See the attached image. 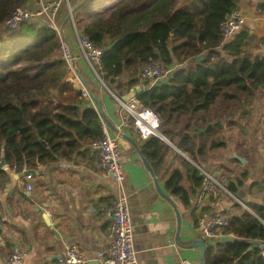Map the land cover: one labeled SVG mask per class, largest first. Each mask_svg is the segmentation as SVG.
<instances>
[{"label": "trees", "instance_id": "16d2710c", "mask_svg": "<svg viewBox=\"0 0 264 264\" xmlns=\"http://www.w3.org/2000/svg\"><path fill=\"white\" fill-rule=\"evenodd\" d=\"M29 1L0 0V162L5 152L6 166L22 172L70 159L105 135L93 101L69 79L58 32L37 25H25L18 33L1 31L10 13ZM182 1L101 0L78 28L105 48L102 78L121 98L140 85L147 65L182 67L138 100L161 116V134L198 162L208 150L225 146L226 117L236 115L264 88V58L245 57L248 31L230 40L222 34V23L239 10L241 0ZM206 52L209 56L197 63ZM145 141L153 159L167 148L158 137ZM4 175L0 167V177ZM247 177L245 172L237 185L231 182L226 188L238 193ZM183 180L176 171L167 187L188 206ZM194 181L202 189L205 176L196 173ZM247 206L253 214L244 210L229 216L224 232L247 243L211 240L204 264H264V251L253 246L264 242V204Z\"/></svg>", "mask_w": 264, "mask_h": 264}, {"label": "crops", "instance_id": "0c3cea01", "mask_svg": "<svg viewBox=\"0 0 264 264\" xmlns=\"http://www.w3.org/2000/svg\"><path fill=\"white\" fill-rule=\"evenodd\" d=\"M50 1L30 0L27 7L38 9L41 4ZM83 1L64 2L55 18L74 55L75 63L71 62L73 69L79 71L92 90L94 88L98 92L110 122L135 140L167 196V199L163 198L158 192L136 147L108 128V133L118 139L123 153L126 193L140 264H181L183 260L200 264L201 249L190 246L199 240L205 241L206 248L212 243L202 235L199 227L201 219L210 220L218 213L232 217L244 210L253 214L247 206L249 203L264 204V142L261 140L264 132V88L236 115L226 117L223 148L208 150L195 162L164 136L160 140L167 148L159 159H153V151L145 148L146 141L132 129L122 128L121 107L111 90L95 78L83 57L70 22V9L80 25L101 0H89L79 7ZM239 11L245 16L244 30L249 33L245 57L264 58V0H241ZM46 21V18L40 19L39 27L45 26ZM177 68L182 69L181 66ZM76 77V73L71 71L69 79L77 90L82 91ZM166 80L162 79L156 85H142V82L140 85L146 90L161 86ZM2 169L6 175L0 177V264H7L15 250L25 253L23 264H60L72 246L81 248L87 254V264H100L99 255H108L110 219L107 212L120 190L114 176L101 170L97 150L86 146L70 159H59L23 172L11 170L8 166ZM202 170L209 173L218 186L201 201L202 189L196 186L194 180L196 173L199 177L204 176ZM27 171H34L35 174L23 176ZM176 171L184 175L183 186L190 197L188 206L167 187V181ZM245 172L248 177L244 184L249 180L252 184L247 197L238 199L237 194L244 185L234 195L226 187L231 182L237 185ZM28 186L33 189L31 193L27 192ZM175 208L182 218L179 238Z\"/></svg>", "mask_w": 264, "mask_h": 264}, {"label": "built area", "instance_id": "2783aa9c", "mask_svg": "<svg viewBox=\"0 0 264 264\" xmlns=\"http://www.w3.org/2000/svg\"><path fill=\"white\" fill-rule=\"evenodd\" d=\"M64 2L68 0H52L43 3L38 9L29 7H21L13 10L5 21L7 31L18 33L25 25H38L40 19L46 18L45 26L56 30L62 40V54L69 63L70 70L73 69L70 50L65 43L63 31L57 26L55 18ZM71 25L77 37V43L82 51L83 57L87 63L89 70L95 78L105 87H108L101 72L103 71L102 58L105 53L104 47H97L78 28V22L73 18L72 9H70ZM246 20L244 14L236 10L221 25L222 34L226 40H230L238 33L244 30ZM178 64L174 68H166L158 63H151L144 67L142 80L145 83L156 85L160 80L167 78L173 71L177 69ZM77 75V73H76ZM82 87L83 93L91 100L88 91L78 78L76 79ZM115 98L117 104L123 112L122 128H129L142 140H149L153 137L163 139L164 136L160 132L162 125L161 116L154 110L146 109L142 106L138 99H132L124 102L121 97L110 91ZM94 103V102H93ZM108 127L104 124V138L96 143L93 148L100 153V168L103 172L112 174L115 182L118 184L120 194L114 201L107 212L110 219L109 239L110 249L108 255H99L100 264H140L139 252L135 245L134 222L131 213L129 197L126 193L127 174L123 162V153L118 144V139L112 137L108 131ZM264 142V132L261 136ZM205 176V183L201 190L200 200L202 201L207 194L212 193L218 186V182L207 172L202 170ZM33 191L31 186L27 187V192ZM230 194V193H229ZM230 218L225 213H218L214 218L207 220L201 219L199 227L202 235L209 240H220L225 235V229L229 226ZM25 253L15 250L9 257L7 264H23ZM89 257L79 247H69L60 264H87ZM181 264H194L190 260H183Z\"/></svg>", "mask_w": 264, "mask_h": 264}, {"label": "water", "instance_id": "95a60500", "mask_svg": "<svg viewBox=\"0 0 264 264\" xmlns=\"http://www.w3.org/2000/svg\"><path fill=\"white\" fill-rule=\"evenodd\" d=\"M87 2H89V0H84L81 5L83 6L84 4H86ZM229 18V17H228ZM1 31L2 32H5L7 31V26L6 24L4 23L2 28H1ZM65 43L66 45L68 46L69 50H70V55H71V59H72V63L74 64L75 63V58H74V55L71 51V47H70V44L69 42L65 39ZM210 54V52H206L204 53L203 55L199 56L196 58V62L199 63L201 61H203L206 57H208ZM76 73H77V76L78 78L80 79V81L82 82V84L84 85L85 89L88 91L91 99L93 100L94 102V106H95V109L97 110V112L99 113L103 123L112 131L114 132L117 136H119L120 138L130 142L131 144H133L136 149L138 150V152L140 153V150H139V147L137 145V143L135 142V140L130 137L129 135L127 134H124L122 132H120L111 122L110 120L108 119L105 111H104V108H103V105H102V102L100 100V98L93 92L92 88L89 86V84L85 81V79L83 78L82 74L76 70ZM145 84V81L142 80V85ZM140 85V86H137L135 88H133L127 95L123 96L122 97V100L124 102H129L130 100L132 99H138L139 95L142 94L145 89L144 87ZM202 132H205V131H202ZM141 155V153H140ZM141 158L147 168V170L150 172V174L152 175L153 179H154V183H155V186L158 190V192L161 194V196L163 198H166L167 199V196L165 195V193L162 191L159 183H158V180L155 176V173L151 167V165L148 163V161L141 155ZM0 167L1 168H5L6 167V162H5V152H3V157H2V160L0 162ZM35 174L34 171H27L25 174H23V176H29V175H33ZM252 184V180H249L247 181L243 188L239 191V193L237 194V198L238 199H245L248 195V191H249V188ZM176 218H177V225H178V238L180 237V234H181V227H182V218H181V214L179 212L178 209H176ZM213 241H216V240H213ZM219 241H221L222 243H235V244H246L247 241L245 240H240V239H237L233 236H226V237H223L221 238ZM254 247L258 246L260 247L261 250L264 251V242H254L253 244ZM190 247L192 248H199L201 249V258H200V264H204V260H205V253H206V243L205 241L203 240H199L197 242H195L194 244H192Z\"/></svg>", "mask_w": 264, "mask_h": 264}, {"label": "rangeland", "instance_id": "374dc122", "mask_svg": "<svg viewBox=\"0 0 264 264\" xmlns=\"http://www.w3.org/2000/svg\"><path fill=\"white\" fill-rule=\"evenodd\" d=\"M0 36H3V34H0ZM5 36V35H4Z\"/></svg>", "mask_w": 264, "mask_h": 264}]
</instances>
